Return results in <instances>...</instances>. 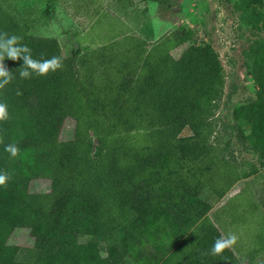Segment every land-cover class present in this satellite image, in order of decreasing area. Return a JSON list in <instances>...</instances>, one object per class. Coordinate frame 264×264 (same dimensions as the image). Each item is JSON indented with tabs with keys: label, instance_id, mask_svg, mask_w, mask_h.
<instances>
[{
	"label": "trees",
	"instance_id": "obj_1",
	"mask_svg": "<svg viewBox=\"0 0 264 264\" xmlns=\"http://www.w3.org/2000/svg\"><path fill=\"white\" fill-rule=\"evenodd\" d=\"M5 1L0 32L21 36L33 59L57 56L63 66L24 79L22 58L3 61L13 79L0 89L8 109L0 121V171L10 176L0 186V264H121L127 257L132 264H257L263 218L241 257L232 247L204 255L223 236L221 227L246 224L255 211L238 192L213 219L208 214L254 172L218 155L210 140L208 117L223 83L210 44L190 42V30H180L146 48L121 33L63 56L55 37L28 31V19ZM258 72L264 87V62ZM66 118L71 137L59 139ZM251 131L264 143L263 114ZM8 144L18 155L5 151ZM33 177L47 178L48 189L29 192ZM22 227L32 244L7 243Z\"/></svg>",
	"mask_w": 264,
	"mask_h": 264
},
{
	"label": "rangeland",
	"instance_id": "obj_2",
	"mask_svg": "<svg viewBox=\"0 0 264 264\" xmlns=\"http://www.w3.org/2000/svg\"><path fill=\"white\" fill-rule=\"evenodd\" d=\"M3 4L18 18L28 19L31 33L55 37L63 56L75 48L96 47L121 33L134 34L146 48L180 30H190V42L210 44L223 71V83L213 97L208 117L214 124L210 140L218 155L245 170L253 167L254 172L213 201L208 214L212 218L218 206L239 192V199L246 204L251 201L255 211L246 224L223 226L221 231L225 237L229 233L238 237L232 248L239 257L244 249L254 246L256 223L264 219V143L251 131L264 115L263 78L258 72L264 62V0H7ZM45 9L48 16L43 18ZM182 46L169 54L175 57ZM72 127L73 120L66 118L59 139L70 138ZM48 186L44 177L28 182L29 192L46 191ZM87 238L80 236L79 241ZM32 241L25 227L14 229L7 239L18 246H30ZM263 242L255 246L253 260L257 264L264 263ZM98 248L104 254L103 242ZM121 264L132 261L127 257Z\"/></svg>",
	"mask_w": 264,
	"mask_h": 264
},
{
	"label": "clouds",
	"instance_id": "obj_3",
	"mask_svg": "<svg viewBox=\"0 0 264 264\" xmlns=\"http://www.w3.org/2000/svg\"><path fill=\"white\" fill-rule=\"evenodd\" d=\"M22 39L21 36L15 34L9 35L8 33L0 32V89H3L13 79L11 72L3 64L5 57L12 60L23 59V66L19 75L24 79L30 78L32 73L47 75L49 71H56L63 66L61 58L57 56L43 60L33 59L31 55L32 50L27 45L20 43ZM17 94L19 95L20 93L18 92ZM6 119H8L7 105L0 102V121ZM5 151L9 152L12 156H16L19 149L15 144H8L5 146ZM9 178L8 172L0 171V186L6 185ZM237 239L238 237L233 233H229L226 237L221 236L214 241L211 249L204 253V255L218 256L225 249L235 245Z\"/></svg>",
	"mask_w": 264,
	"mask_h": 264
}]
</instances>
